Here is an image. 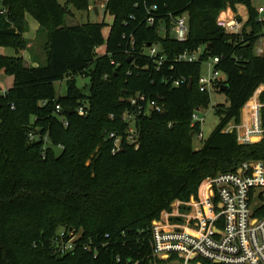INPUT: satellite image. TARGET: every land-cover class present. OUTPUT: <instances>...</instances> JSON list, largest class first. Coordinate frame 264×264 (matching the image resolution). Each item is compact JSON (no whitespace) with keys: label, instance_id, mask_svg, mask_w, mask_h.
Returning <instances> with one entry per match:
<instances>
[{"label":"trees","instance_id":"1","mask_svg":"<svg viewBox=\"0 0 264 264\" xmlns=\"http://www.w3.org/2000/svg\"><path fill=\"white\" fill-rule=\"evenodd\" d=\"M89 2L66 5L87 11ZM237 5L246 7L248 19L241 34H227L216 19ZM153 6L157 10L149 12ZM67 8L57 0H0V48L15 53L0 54V72L13 77L0 96V264H152L151 224L174 201L199 198L206 178L245 161L264 163V139L239 145L235 133L224 132L264 86V57L253 52L264 22H258L252 0H111L105 40L104 22L67 26ZM26 14L46 35V63L38 67H25L19 56L28 45ZM184 14L189 35L180 43L168 32L171 20ZM159 23L165 37L158 35ZM102 44L106 51L98 57ZM148 47L157 48L156 58ZM199 49L197 62L175 61ZM214 58L228 86V105L214 107L219 123L194 150L200 123L191 127L192 116L209 104V93L198 87L201 65ZM78 75L89 80L88 94L76 85ZM62 81L66 92L57 96L54 84ZM138 96L161 111L137 117V149L123 141L113 154L108 136L124 135L122 117ZM259 98L264 102V90ZM253 205L264 218V189ZM60 228L78 235L62 256L53 251Z\"/></svg>","mask_w":264,"mask_h":264},{"label":"built area","instance_id":"2","mask_svg":"<svg viewBox=\"0 0 264 264\" xmlns=\"http://www.w3.org/2000/svg\"><path fill=\"white\" fill-rule=\"evenodd\" d=\"M111 0H94L89 5L88 12L106 15L105 9ZM156 6L149 12L156 11ZM231 10L229 7L221 11L216 19L219 27L227 34H241L248 14L233 13L230 18L221 19L222 13ZM258 22H264V5L256 8ZM104 17V16H103ZM240 18V21L238 20ZM147 25L153 27L155 19L149 16ZM162 30L166 32L163 23ZM158 24V25H159ZM157 25V27H158ZM172 38L183 43L188 39V15L184 14L171 20ZM162 35V34H161ZM200 50L177 56L175 61L194 63L199 60ZM253 52L256 57H264V36L259 37L254 44ZM147 54L156 58V47H148ZM163 57L158 58L161 64ZM218 59H212L209 72L198 79L200 92L209 93L218 90L224 84L225 76L214 66ZM180 82H174L179 86ZM264 86L258 87L252 97L241 109L240 121L230 122L224 127V132L235 133L239 145H250L264 139V102L260 94ZM7 90H0V96H6ZM145 103V106L142 104ZM44 105V104H42ZM133 108L124 114L122 121L126 123L124 135L110 133L113 141L112 153L119 152L122 142L139 146L136 119L150 112H160L161 107L154 101H148L144 96L130 100ZM60 107L56 106V113ZM85 110L79 108L77 114L85 115ZM197 112L192 116L191 127L197 122L201 124ZM196 136V135H195ZM197 137L202 139L199 132ZM264 189V163L262 161H245L234 171L206 178L201 188L199 198L193 196L186 202L174 201L163 217L154 220L152 230V264H264V218L255 215L253 200L259 191ZM66 236V238H65ZM72 230L59 234L55 240L53 251L58 256L73 249L77 239Z\"/></svg>","mask_w":264,"mask_h":264},{"label":"rangeland","instance_id":"3","mask_svg":"<svg viewBox=\"0 0 264 264\" xmlns=\"http://www.w3.org/2000/svg\"><path fill=\"white\" fill-rule=\"evenodd\" d=\"M57 1L61 6L68 7L67 8L68 13L66 15V24L68 26L82 25V24H85L87 22L99 23V24L104 22L105 27H103L102 33H103L104 39L105 40L107 39L109 29H110L109 26L113 20L111 15H109V14L103 15V13L101 11H100L99 16H97L94 12H88V10L87 11H76L72 7L66 5V0H57ZM92 4H94V0H90L89 5H92ZM252 4L254 5V7L257 8L259 6L264 5V0H252ZM231 10H228V12H226V15L224 18H226L228 16H232ZM238 12L243 13V14H248L246 7L245 6L243 7V5H241V6L237 5L235 7V11H233V13H238ZM27 22H28V27H31L30 26L31 23L36 24L34 19H32L30 16H27ZM162 27H163L162 24L158 25V27H157L158 28V35L161 37H165L167 33L162 30ZM170 28H171V25H170ZM168 33H169V36H172L171 29H169ZM26 37L28 39H30L31 38L30 33H28ZM45 40H46L45 37H43L41 40L39 39L38 44L40 45V43H41V47L39 46L38 49H36L38 51V55H40V58L43 60V62L45 61V52L43 49L44 44H45ZM5 49H7L5 51V54L7 56H9V57L15 56L14 51L12 49H10V48H5ZM32 50L34 51L35 49H32ZM199 50L200 51H199L198 55H201L203 51H202V49H199ZM105 51H106V45L102 44L101 46H99L95 49V54L98 57L103 56L105 54ZM26 58H28V56H26ZM26 58H25V61L28 62V60ZM211 62H212V59H208L202 63L201 71H200L201 76H205L209 72V65L211 64ZM75 81H76V85L79 88H82L86 94H88V92H89V80L86 77H82V76L78 75L75 77ZM12 85H13V77L5 75L1 71L0 72V90H8ZM54 87H55V91H56L57 96H64L65 95V92H66V82L65 81L55 83ZM216 105L227 106L228 102H227L225 94L220 92L219 90L215 89V90H211L209 92V104H208V106L197 112L198 117L202 120L201 124H200V133L202 135V139L198 138L197 134H196V136H193L192 147L194 150H199L202 147L203 142L206 139H208L210 134L213 132V130L216 128V126L219 123V117L215 114V111H214V107ZM56 153H59L58 149L56 150ZM62 232H63V230L61 228L58 229L57 235L61 234Z\"/></svg>","mask_w":264,"mask_h":264},{"label":"crops","instance_id":"4","mask_svg":"<svg viewBox=\"0 0 264 264\" xmlns=\"http://www.w3.org/2000/svg\"><path fill=\"white\" fill-rule=\"evenodd\" d=\"M94 13L97 15L96 12H94ZM27 16H30V15L26 14V16H25L26 30L23 33V37H24L25 40H27L28 45H27V49L26 50L21 51L19 53V56L22 57L25 67H38V65H44L46 63V56H45V61L43 62V60L40 58V55H38V51L36 50V49H38L39 46L41 47V43H40V45L38 44L39 39L41 40L43 37L46 38V35H45L44 32H41L39 30V25L37 23L36 24L31 23L30 24L31 27H28ZM65 23H66V18H65ZM28 33H30V36H31L30 39H28L26 37ZM32 49H35V50L33 51ZM6 50L7 49H5V48H0V54L7 56L5 54ZM26 56H28V58H26ZM25 58L28 60V62L25 61Z\"/></svg>","mask_w":264,"mask_h":264},{"label":"water","instance_id":"5","mask_svg":"<svg viewBox=\"0 0 264 264\" xmlns=\"http://www.w3.org/2000/svg\"><path fill=\"white\" fill-rule=\"evenodd\" d=\"M218 90L226 95L228 93V86L223 84V85L219 86ZM0 107H1V105H0ZM71 112H72V110H70V113ZM193 135L194 134L192 133L191 136H193Z\"/></svg>","mask_w":264,"mask_h":264},{"label":"bare ground","instance_id":"6","mask_svg":"<svg viewBox=\"0 0 264 264\" xmlns=\"http://www.w3.org/2000/svg\"><path fill=\"white\" fill-rule=\"evenodd\" d=\"M231 16H228V17H226V18H230ZM225 19V18H224Z\"/></svg>","mask_w":264,"mask_h":264}]
</instances>
